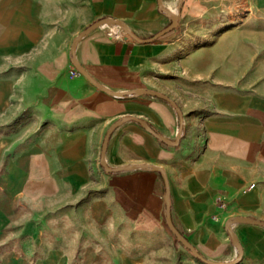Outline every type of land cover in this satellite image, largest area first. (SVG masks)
Instances as JSON below:
<instances>
[{
  "label": "crops",
  "instance_id": "1",
  "mask_svg": "<svg viewBox=\"0 0 264 264\" xmlns=\"http://www.w3.org/2000/svg\"><path fill=\"white\" fill-rule=\"evenodd\" d=\"M163 5L164 11L159 0H0V130L8 120H25L0 131V264H30L17 242L50 207L76 205L102 245L115 247L109 259L118 264L138 259L114 240L155 241L170 233L162 174L146 167L108 173L102 165L106 134L125 117L145 120L170 141L181 126L169 102L114 96L74 67L73 40L104 18L124 21L147 39L179 16L180 26L152 43L99 27L78 41L75 56L100 84L115 92L159 91L184 116L178 146L137 121L122 122L110 137L107 164L164 168L174 224L211 261L237 256L228 220L264 222V0ZM232 229L243 248L237 264H264V226L235 219ZM59 255L38 264L54 257L68 263Z\"/></svg>",
  "mask_w": 264,
  "mask_h": 264
},
{
  "label": "rangeland",
  "instance_id": "2",
  "mask_svg": "<svg viewBox=\"0 0 264 264\" xmlns=\"http://www.w3.org/2000/svg\"><path fill=\"white\" fill-rule=\"evenodd\" d=\"M117 28L114 29L119 36L123 34L129 36L120 27ZM192 108L196 109L195 106ZM190 113L195 114L194 111ZM22 121L25 120L23 118L8 120L0 131L9 133ZM77 210L76 205L45 208L36 218L34 230L22 242H17L16 249L20 253L29 252L30 264H38L49 254H63V257L68 258L66 264H118L109 259V249L114 250L115 247L108 248L102 245L98 239L99 232L88 229L90 222L87 223V215L83 219V215ZM169 232L167 236L155 241L149 238H136L126 240L124 244H120L119 240L113 242L116 243L117 249H122L137 258V264H205L193 256L171 231ZM94 255L97 256L93 258ZM237 257L238 253L234 259ZM53 259L56 261L52 264H62L60 257Z\"/></svg>",
  "mask_w": 264,
  "mask_h": 264
},
{
  "label": "water",
  "instance_id": "3",
  "mask_svg": "<svg viewBox=\"0 0 264 264\" xmlns=\"http://www.w3.org/2000/svg\"><path fill=\"white\" fill-rule=\"evenodd\" d=\"M159 7L161 9V11H164V5H163V0H159ZM169 19L171 21V23L164 28L163 30L159 31L158 33H156L154 36L144 39L141 38L140 36H138L134 31H132V29L129 27V25L121 20H116V19H112V18H104L99 20L98 22H95L94 24H92L91 26L87 27L84 31H82L74 40H73V44H72V48H71V52H72V63L74 65V67L84 76H86L95 86H97L98 88H100L103 91H106L114 96L117 97H125L128 95H151V96H155L158 97L160 99H163L167 102H169L178 112L179 115V119H180V131L178 133V135L176 136L175 141H170L168 138H166L165 136H163L162 134L158 133L156 130L152 129L151 126L143 119H139L136 117H125L122 120L116 122L107 132L105 140H104V144H103V149H102V165L104 166L106 172L108 173H116V172H120V171H126V170H133V169H139L142 167H146V168H150L152 170L158 171L162 174V176L164 177V181H165V185H166V192H165V196H164V201H165V205H166V210H165V218H166V224L168 226V228L170 229V231L173 233V235L193 254V256H195L197 259H199L200 261H202L205 264H237L243 256V248L241 246V244L238 242L237 237L232 229V223L235 219L239 220L240 222L243 223H248V224H253V225H259V226H264V222L260 221L258 219L255 218H251V217H237V218H232L230 220L227 221L226 223V227L227 230L231 236V239L233 241V244L235 245V247L238 250V257L236 259H234L232 262H214L211 261L209 259H207L206 257H204L199 250L188 240V238L182 234L180 232V230L176 227V225L174 224L173 218H172V211H171V194H170V187H169V182H168V178L166 177V171L164 170V168L159 167V166H155V165H129V166H123V167H118V168H113L110 167L107 162H106V152H107V147H108V143L110 140L111 135L113 134V132L122 124V122L124 121H129V120H134L139 122L143 127H145L146 129L150 130L152 132V134L158 138L161 142L168 144L170 146H178L180 143V140L182 139L183 136V128H184V116L183 113L180 109V107L178 106V104L169 96H167L166 94H163L159 91L156 90H150V89H138V90H132V91H124V92H115L113 90H111L110 88L100 84L98 81H96L85 69L84 67L77 61L76 59V45L78 43V41H80L84 36H86L87 34H89L90 32H92L93 30L99 28V27H104V26H117L120 27L123 31H125L130 37H132L133 39H135L138 42H144V43H152L160 38H162L163 36H165L166 34L170 33L171 31L177 29L180 26V22H179V16L178 15H172L169 16Z\"/></svg>",
  "mask_w": 264,
  "mask_h": 264
},
{
  "label": "built area",
  "instance_id": "4",
  "mask_svg": "<svg viewBox=\"0 0 264 264\" xmlns=\"http://www.w3.org/2000/svg\"><path fill=\"white\" fill-rule=\"evenodd\" d=\"M116 35H117V36H119V34H118V33H116Z\"/></svg>",
  "mask_w": 264,
  "mask_h": 264
},
{
  "label": "bare ground",
  "instance_id": "5",
  "mask_svg": "<svg viewBox=\"0 0 264 264\" xmlns=\"http://www.w3.org/2000/svg\"><path fill=\"white\" fill-rule=\"evenodd\" d=\"M114 28H117V27H114ZM119 30V28H117Z\"/></svg>",
  "mask_w": 264,
  "mask_h": 264
},
{
  "label": "trees",
  "instance_id": "6",
  "mask_svg": "<svg viewBox=\"0 0 264 264\" xmlns=\"http://www.w3.org/2000/svg\"><path fill=\"white\" fill-rule=\"evenodd\" d=\"M180 232L183 234V232L180 230Z\"/></svg>",
  "mask_w": 264,
  "mask_h": 264
}]
</instances>
